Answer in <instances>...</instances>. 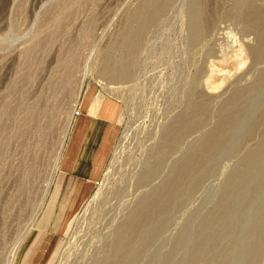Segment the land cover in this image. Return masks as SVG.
<instances>
[{
  "label": "rangeland",
  "instance_id": "1",
  "mask_svg": "<svg viewBox=\"0 0 264 264\" xmlns=\"http://www.w3.org/2000/svg\"><path fill=\"white\" fill-rule=\"evenodd\" d=\"M142 1L0 0V264H37L48 239L53 244L44 264H94L108 256L118 228L142 197L162 185L174 164L232 114L223 104L264 71V57L255 55L260 36L245 32V18L232 16L241 7H264V0H205L215 12V25L196 44L189 42L184 23L187 0H173L146 33L135 76L108 84L101 75L102 57L120 43L118 30ZM83 96V105L97 117L113 119L117 131L85 199L80 202V194L68 188L53 206L63 141ZM263 98L264 87L253 95L229 145L215 156L212 171L185 194L169 224L134 264H264V159L241 181L233 209L209 230L208 253L194 261L206 213L234 186V174L262 140L264 118L256 127L252 122ZM190 102L204 106L196 117L199 125L143 181L161 157L168 126ZM257 185L263 186L255 192ZM50 207L52 224L37 228Z\"/></svg>",
  "mask_w": 264,
  "mask_h": 264
},
{
  "label": "bare ground",
  "instance_id": "2",
  "mask_svg": "<svg viewBox=\"0 0 264 264\" xmlns=\"http://www.w3.org/2000/svg\"><path fill=\"white\" fill-rule=\"evenodd\" d=\"M172 1L173 0H145L144 2L142 1L143 3L141 2V4H139V6L136 9H133L130 12L131 16H128V18L129 17L130 18L129 20H127V23L125 22L126 26L121 31L118 30L119 35L117 34V36L119 37L118 39L120 40L118 39L117 40L120 41V43L118 42L119 44H116L115 46L112 45L108 49V52H106L107 54L105 53L106 56L102 57L103 61L101 66L102 67L101 75L103 78H106V80H108V84L127 81L135 76L136 71L134 69L137 65L136 62L137 61L139 62V60H137L136 55L140 51V48L143 45L145 46L144 39H146L145 37L146 33L149 32L148 30L153 25L156 26L162 14L166 11V9L170 7L169 4L173 3ZM212 6L214 5L212 4ZM183 12H184V18L186 20L184 23L186 25L187 37L189 42L191 44H196L200 42L202 39H204V37L206 39L215 25V20H214L215 16H213L215 12H213V9L210 8L209 4H207L205 0H187ZM232 16L238 19L245 18L246 19L244 23L246 28L244 29L245 32H255L260 36L261 43L259 46L255 48V55L257 56L258 59L263 58L264 57V7L251 6V5L245 8L241 7L239 8V10L238 9L235 10L232 13ZM232 32L233 31H231L230 33ZM234 34L235 33H233L232 36ZM235 37L238 36L235 35ZM225 47L226 46H224L222 50L227 49ZM116 51L120 52L119 57L116 56L115 54ZM224 55H226V53H224ZM176 74H178V72ZM256 79L257 80H255L254 84L251 87L245 89L240 88L233 94V96L228 101H226L223 104L224 109L231 108L232 114L227 115L226 113L227 116H224L221 119L219 125L210 134H208L207 137L202 142H200L196 146L194 145L195 147L189 149L184 154V156L174 164L171 173L166 178L164 183L159 187H157L155 190L144 195L139 203L137 202L138 204L132 210L128 219L118 228L117 236L115 237V240L111 246L109 255L102 259H99L97 257L98 259L95 262L96 264H134L138 260V258H140L143 248L147 246L155 238V236L160 231L164 230L163 228H165L169 224L174 211L181 204H183L185 194L190 193V191L196 188V186H198L201 183L205 175H208L212 171L215 165V161H216L215 159L218 158V157L215 158V156L220 154L224 149H226L227 145H229L228 143L230 142L231 138L234 136L235 132L241 125L243 118L248 112V108L251 99L253 98V95L260 88L264 87V71L260 75H258V78ZM83 83L84 81L81 83V87L77 93V96H79L82 92ZM104 83L107 84V82ZM100 98L102 99L100 100V102L103 103L105 99L103 98V96H100ZM203 111H204V106L201 103L196 104L190 102L186 110L179 116V118L172 125L168 126L161 141V146H160V148L162 149L161 157L157 164L155 163V165H151V167L147 169V171L142 176L143 181H146L150 179L153 175H155L157 171L160 169L161 164L163 163L165 157L164 154L167 151H170V149L171 150L174 149L179 143H181L184 140V137L185 135H187L186 133L188 131L199 125L200 119H197L196 117L202 115ZM263 118H264V106L258 112V117L255 119L254 122H252L253 125H255L256 127L257 124ZM117 120L119 122L120 116L118 117ZM262 133H263L261 136L262 140L260 144L257 145L256 147H253V149H251L248 157H246V159L244 160L243 168L239 170L236 174H234L233 176V183H235L234 186L225 189V191L222 194L221 200L219 201L220 203L218 202V205L215 208L209 210L206 213L203 222L200 224L198 228V232L202 237L201 239H199L200 241L198 240L199 242L197 241L198 243L194 247V252H195L194 261H198L204 254L206 255L208 253V250H206L207 244H210L207 243V240L209 241L210 239L208 236L209 234L208 232H210L211 231L210 229L220 221V217H222L221 216L222 213L229 212L233 209L236 203V199H235L236 190L238 191L239 188L241 187L242 184L241 181L246 180L244 178H246L248 173L252 171L254 168L258 167V165L264 159V131ZM262 186L257 185L255 188V192L260 191ZM213 229L214 228H212V230ZM158 236L159 235H157L156 237Z\"/></svg>",
  "mask_w": 264,
  "mask_h": 264
},
{
  "label": "crops",
  "instance_id": "3",
  "mask_svg": "<svg viewBox=\"0 0 264 264\" xmlns=\"http://www.w3.org/2000/svg\"><path fill=\"white\" fill-rule=\"evenodd\" d=\"M84 96L78 104V114L75 113L73 116L68 136L65 137L64 151L58 169L62 177L57 181L56 189L51 196L53 206L68 188L71 189V194L76 192L80 194V202L83 201L90 183L101 174L112 149L117 123L107 116L97 117L98 113L92 112L89 109L90 105H83ZM68 177H72L74 183H69ZM52 207L38 222L37 228L47 229L52 224L50 223ZM52 244L53 240L48 239L45 250L38 257L37 264H44L45 254L49 253ZM17 263L16 261L15 264Z\"/></svg>",
  "mask_w": 264,
  "mask_h": 264
},
{
  "label": "built area",
  "instance_id": "4",
  "mask_svg": "<svg viewBox=\"0 0 264 264\" xmlns=\"http://www.w3.org/2000/svg\"><path fill=\"white\" fill-rule=\"evenodd\" d=\"M79 111H76L75 113L78 114Z\"/></svg>",
  "mask_w": 264,
  "mask_h": 264
}]
</instances>
